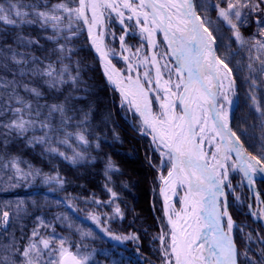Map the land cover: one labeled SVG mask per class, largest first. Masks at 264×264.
Here are the masks:
<instances>
[{"label":"snow or ice","instance_id":"obj_1","mask_svg":"<svg viewBox=\"0 0 264 264\" xmlns=\"http://www.w3.org/2000/svg\"><path fill=\"white\" fill-rule=\"evenodd\" d=\"M211 6L216 21L207 15L208 0H200L203 16L197 11L196 0H0V23L18 32L25 26H35L43 34L40 39L54 45L48 50L40 39L17 35L13 40L15 47H0V73H4L0 75V136L5 143L15 136L26 140L29 146L46 145V152L57 153L72 163L85 159L75 149L73 156L67 157L53 144L71 148L69 141L75 138L87 145L83 133L69 132L67 128L81 127L87 122L88 113L75 109L71 96L42 105L39 100L46 98L32 85L38 78L43 86L59 91L65 84L75 86L81 82L78 65L73 75L64 61L72 59L69 44L86 31L108 81L120 90L122 106L139 114L143 128L160 149L161 167H167V175L159 176V193L168 231L162 226L160 234L153 238L160 243L163 264H240L241 255L250 264H264V249L259 260H253L247 251H239L233 235L236 222L228 211L230 193L240 200L230 179V172H238L241 184H246L255 197L256 206L247 205L249 214L264 220V199L253 188L257 177L264 178V107L257 95L264 93V0H213ZM113 22L121 26L118 37L111 27ZM250 23L255 24L256 31L246 38L241 28ZM221 24L238 45L224 58L216 53L220 45L213 35V30L219 33ZM130 35L139 37V46L127 44L126 37ZM106 38L118 40L120 51L108 47ZM33 47L51 54L38 57L28 51ZM242 53L245 62L237 60L235 64L247 72L243 79L248 85L249 107L258 118V123L252 125L259 129L255 135L258 155L248 152L240 135L230 127L239 97L233 70L225 61ZM116 56L125 62L124 70L112 64ZM154 102L158 112L153 110ZM75 112L82 113L78 123L75 114L69 115ZM37 131L43 135L36 136ZM240 131L249 136L247 129ZM3 167L14 169L15 176L9 180H29L40 175L31 168L21 169L17 158ZM108 170H116L111 162ZM44 180L63 183L59 177ZM106 190L112 197L107 203L113 204L117 193ZM177 197L179 211L173 203ZM66 203L74 210V205ZM21 211L18 204L14 215L18 217ZM103 215L106 220L112 218ZM114 215L123 216L118 204ZM87 218L101 226L100 215L90 213ZM9 222V212L0 213V226L7 228ZM42 227L49 225L37 218L22 248L13 242L0 250V264H89L93 259L92 252L83 250L85 246L77 244L73 250L67 238L58 237L54 230L50 236L42 235ZM101 231L117 241H139L135 234L114 235L107 227H101ZM81 235L92 233L81 231ZM247 240L252 241L251 234ZM260 243L264 244V237Z\"/></svg>","mask_w":264,"mask_h":264},{"label":"trees","instance_id":"obj_2","mask_svg":"<svg viewBox=\"0 0 264 264\" xmlns=\"http://www.w3.org/2000/svg\"><path fill=\"white\" fill-rule=\"evenodd\" d=\"M25 2H29V0H25ZM57 2H60V0H49V3ZM212 2L213 1L210 2V0H208L207 15L211 20L216 21L217 16L211 6ZM196 4L197 8L200 10V14L203 16L205 13L204 10L200 8V0H196ZM211 27L213 26H210V28ZM255 31L256 26L254 23H250L248 26L241 28V32L246 38L251 37ZM213 34L217 37V45H220L218 47V53L221 58L228 55L230 51L235 52L237 50L238 47L235 48L237 44L231 39V32L226 26L221 24L219 33L213 30ZM17 35L40 39L43 34L35 26H25L18 32L16 29L0 23V47L5 44L15 47L16 45L13 43V40ZM221 37H223V44H221ZM40 43L48 50L54 47L53 44L43 39H40ZM224 45H230L231 47L229 49ZM69 47L73 49L72 59L71 61L65 60L64 63L69 64L73 75H76V66L78 65L79 80L81 82H78L75 86L70 83L65 84L59 91H55L43 86L40 79L37 78L32 86L38 87L44 94L46 99L39 100V103L42 105L45 103L52 104L62 102L65 97L68 96L74 97V99L70 101L71 105L75 109H82L83 112L88 113L87 122L81 127L92 140L95 139L97 141L98 146L90 142L93 151L92 159H87V162L84 161V163L71 164L55 153L52 154L47 152L43 158H40L37 153L39 154V152H41L42 154L46 152V145L29 146L26 140L15 136L8 139L5 143V138L0 136V200L2 201L3 198L13 199L14 197V199H32L33 197L45 199V204L38 202L37 205L31 207L29 203L28 210H26V205H24V208L22 206L21 208L23 211L19 213L18 217L14 215L17 210H14L13 207H9L11 211L10 222L7 228L0 226V240L5 239L7 243L11 240L10 244L19 240L20 243L24 245L26 237L30 236V228H32L33 223H35V218H40L42 220L48 218L49 221L53 222L56 228L63 227L66 232L74 229L75 223L78 222L80 224L85 221L91 225V228H89L91 232L94 233L91 239H87V247L96 252L94 256L98 259H103L105 262L115 260L116 264H124L123 262L126 264H162L163 258L159 251L160 243L158 240L153 239L161 232L159 219L162 217L160 206L161 199L158 194V174L153 165V162L157 161L158 156L149 145L148 136L139 133V131H137V129H135L120 113L118 108V93L106 82L99 61L89 46L86 31H81L79 36L69 44ZM28 51L33 52L34 55L41 58L51 54L50 51L45 52L34 47L28 49ZM52 60H55V56H52ZM237 60L244 63V54L242 53L240 56L230 57V60H226L233 70V75L236 80L237 96L239 97V107L234 108L231 117V126L237 135H240L245 148L250 153L258 155L259 153L256 151V148L259 147V142L255 139V135L259 133V129L252 127V125L258 123V118L256 113L249 107L250 101H248L245 96L248 85L244 82L243 77L247 75V72L241 71L236 66L235 61ZM88 64L91 65L90 69H88ZM57 67L59 66L57 65ZM0 75H4V73H0ZM82 91H84V93ZM21 94L23 95V93ZM257 95L258 98L262 100V107H264V93L258 92ZM26 99H31V97H26ZM33 103H36V101L33 100ZM73 114H75L76 117L75 122L78 123L82 118V113H69V115ZM105 115L108 116L106 117ZM105 118H107V121ZM241 129H247L249 136L245 137L241 135ZM38 133H40V131H37L35 135H41ZM111 133L115 136V140L111 143H108L109 141L107 140H99V137H105V135ZM31 135L30 133L29 136ZM120 140H124L121 147L118 145ZM127 140H131L135 145V156H128L127 153L123 152L127 150L126 147H123V145L127 144ZM253 145H255V147ZM120 148L123 151H119L121 150ZM13 158L19 160V167L23 169L31 168L34 170V168H40L45 172H55V170L59 171L60 168L62 171L61 173L64 174L68 181H66L64 187L52 193V198L48 197L49 201H47V204V196L43 191L41 192L40 190L31 188L21 190L20 187L22 185L20 184V187H18L19 192H17L13 189L19 185L10 188L7 182V180L9 181V177L15 174L14 169L10 167L5 169L3 167L4 164H7ZM108 159L117 167L116 170L108 171L110 175L108 176V181L104 183V181L99 180V178L101 175L102 178L106 176L104 162ZM131 161H138L144 170H135L133 165L136 163ZM45 167L53 171H47ZM123 167L128 168L130 172H132L131 169H133L141 176L142 181L139 187L140 195L143 194V189H145L147 193V195L143 197L145 201L144 207L139 203H137L136 208L134 207L136 211L134 216L141 221V224L131 223V215H133V213L131 212L130 206L123 201L124 195H132L135 200L140 197L139 193L134 195V192L130 193L129 189L126 188L128 186L127 176L124 174L125 169ZM145 170L148 173L147 176ZM97 171L98 176H96L97 173H95ZM84 172L87 173V179L84 181L86 186L79 187L76 185L77 181L75 180L79 177H84ZM88 174L92 176L90 177ZM11 183L14 184L13 181ZM258 183L259 187H261L259 189L264 199V181H258ZM107 185H113L115 191L120 195V199H116V201L120 203L119 206L122 205V217L114 215L113 204H107V202L112 199L111 195L106 191ZM106 195L107 200L103 201L102 199ZM117 197L119 198V196ZM93 201H100V203L97 204ZM66 202H70L74 205V210H70ZM53 209H56L58 214L60 213L58 217H61L62 220H58L57 218L53 219V216L51 218L50 214L53 215V213H55ZM0 210H2V212L4 210L1 204ZM90 213L100 215L101 223L104 225L101 224V226L98 227L93 221L88 219L87 217ZM232 213L236 218L242 216L246 217L252 224L257 225V227L261 229V225L251 220L250 216L242 212V210L232 207ZM103 214L112 218L106 220ZM64 217L67 219H63ZM22 219L25 220L24 223H22ZM23 225L24 228L20 230V227ZM101 227H107L114 235L127 236L129 234H135L139 237V241H117L101 231ZM19 232H22L21 238H19ZM62 234L65 233L62 232ZM235 240L241 252L244 243L243 237L239 232H235ZM15 244L17 245V243ZM72 245L73 250H75V244ZM260 245L261 248L264 249V244L260 243ZM240 260L243 262L242 258Z\"/></svg>","mask_w":264,"mask_h":264},{"label":"rangeland","instance_id":"obj_3","mask_svg":"<svg viewBox=\"0 0 264 264\" xmlns=\"http://www.w3.org/2000/svg\"><path fill=\"white\" fill-rule=\"evenodd\" d=\"M211 1H213V0H210V2ZM221 6H223V5H221ZM197 11L200 13V10L198 8H197ZM111 27L114 30L115 36L118 37L119 35L122 34L121 26L118 23L113 22L112 25H111ZM126 42L129 45L139 46V44H140V40H139V37L137 35H130V36L126 37ZM106 43L108 44V46L110 48L114 49L116 52H119L120 51V44H119V41L118 40H111V39H107L106 38ZM237 47H238V45H236L235 48H237ZM216 52L218 53V47L216 48ZM217 55H219V53ZM96 58L99 61L100 68H101V71L104 74V78H105L106 82L108 83V85L113 90H115L118 93V108H119L120 113L122 114V116L126 120H128V122L135 129H137V131H139V133L148 136V138H149L148 143L151 146L152 150L158 156L157 161L156 162H153L154 163L153 165H154V168H156V171H157V174H158L157 175V178H158V181H159V184H158L159 185L158 186V194H159V197L161 199L160 206H161V210H162V217H160L159 222H160V227L163 226L164 231L167 232L168 231V227L166 225V220H165V218L163 216V212H164L163 211V199H162V197H161V195L159 193V189L161 187V183H160V180H159V176H160L161 173L163 175H165L167 173V167L166 166L163 167V168L161 167L162 157L160 155V149L156 148V146L152 142L151 135L147 134L146 130L143 128V126L141 124V118H140L139 114L136 113L134 110L130 109L129 107H127V106H122V96H121L120 91L117 89V87H115L111 82L108 81L107 75H106V73L104 71V65H103L102 61L100 60L99 57L96 56ZM112 61L121 70H124L125 69V67H126L125 62L119 56H116L115 58H112ZM90 66L91 65L88 64V67H89L88 69H90ZM82 92L84 93V91H82ZM153 110L154 111H157V112L159 111L158 105L155 104V102L153 103ZM105 116L107 117L108 115H105ZM105 120L107 121V118H105ZM67 131H69V132H80V133H83V135L85 136V138L88 140V144L87 145H83L78 140H76L75 138H72L69 141V143L71 144V148H69L67 145L61 146V145L55 144V143L53 144V146L54 147H58L59 148V152L64 153V155L67 156V157H72L73 156L72 149H75L76 151L82 153L84 155L85 159L84 160L77 161L76 162L77 164L78 163H84V161H86L87 159H92L93 151L91 149L90 142L92 144L94 143V145H97V141L95 139L92 140L87 135V132L82 129V127L81 128L80 127H68L67 128ZM38 134L43 135L41 132L38 133ZM41 135H38V136H41ZM114 137H115L114 134L111 133V134L105 135V137L104 136L99 137V140L100 141L101 140H107V141H109L108 143H111L112 141L115 140ZM123 142H124V140L123 141L120 140V142L118 143V145L121 147V144H123ZM126 143L127 144L126 145H123V147H126L127 150H124L123 151L120 148L121 150H119V151H123V152L127 153L128 156H135L136 149H135V145L133 144V142L131 140H127ZM35 153H37V152H35ZM45 153H47V152H44L42 154H41V152H39V154L37 153V155L40 156V158H43L45 156ZM55 154H57V153H55ZM65 160L67 162L71 163V164H76V163H72L70 159H65ZM109 162H110L109 159L106 162H104V165L106 167V170H105L106 176H105V178H104V176L102 178V175L99 178V180L104 181V183L108 181L107 179H108V176L110 175V173L108 172L109 170H107V165L109 164ZM131 162L136 163V164L133 165L135 170H138V171L144 170L143 167H142V165L138 161H131ZM111 164L113 165V167H115L114 169H116L117 166L114 165L112 162H111ZM21 169H23V168H21ZM124 169H125V173L124 174L127 176V184H128V186L126 188L129 189V192L130 193L131 192H134V195L137 194V193H139V196L140 197L137 200H135L132 197V195L131 196L124 195L123 196V201L125 202V204L127 203L130 206L131 212L133 213V215H131V223H134V224L135 223L136 224H139L140 223L141 224V221L138 220V219H136L135 216H134L135 213H136L134 207L136 208L137 203L142 204L143 207H144L145 201H144V198L143 197L146 196L147 193H146L145 189H143V192H142L143 194L140 195V188L139 187H140V182L142 181L141 176L139 174H137L133 169H131L132 172H130L128 170V168H124ZM23 170L24 171H28L29 169H23ZM45 170L48 171L50 169L47 168V167H45ZM33 171H38L40 173V175L39 176H36L35 179H29V180H17V179H11L9 181L7 180L8 186L10 188H12L13 186L15 187L16 185H19V186H16L13 189V190H16L17 192H19L18 191V187H20V184L22 185L20 187L21 190H27V188H31V189H34V190L35 189L36 190H40L41 192L43 191V192H45L44 194L47 196V198H46V204H47V201H49V198H52V193L55 192L56 190L64 187V184L66 183V181H68V179H66V177L64 176V174L61 173L62 171L60 170V168H59V171L55 170V172H45V171H42L40 168H34ZM50 171H53V170H50ZM95 173H97L96 176H98V171L95 172ZM145 174H146V176L148 174L146 170H145ZM14 176H15V174H13L12 177H14ZM83 176L84 177H79L78 179L75 180V181H77L76 182V185L79 186V187H81V186L82 187H85L86 186V184H84V181H86V179H87V173L84 172L83 173ZM89 176L91 177L92 175L90 174ZM44 177H59L63 181V183L62 184H59V183H56L55 181H53L51 183H46L45 180H44ZM230 179H231L232 185L235 188V194L240 197V200L237 201L231 193L229 194V196H228V205H229L228 211L230 212L233 220L236 222V228L234 229V233L235 232H239L240 235L243 237L244 246L242 248L241 253L247 251L248 252V256H250L253 260H259L260 259L259 253H260L261 249H263V248H261V245H260V238L261 237H264V233H263L264 232V224L263 223H260V225H261V229H260V228L257 227V225L252 224L246 217L242 216L240 218H236L234 216V214L232 213V207H235V206H237L239 208H242L243 207V208H245L244 212L246 211L247 205H248V196H249V194H248V191H246L245 186L241 184V175H240V173H238V172H230ZM12 181L14 182V184L11 183ZM258 181H261V180H258ZM258 181H256V185H257L258 190L261 192V190L259 189L261 187H259ZM106 188L107 189H111L112 191L116 192L115 189H114V187H113V185H107ZM116 193H117V196H119V198H118V200H119L120 199V195H119L118 192H116ZM107 195L104 196V198L102 199L103 201L104 200L105 201L107 200ZM180 195H181V193H180ZM14 198L13 199L12 198H9V199L8 198L7 199L6 198H3L2 201L0 200V204L4 208L3 211H7V212H9V214H11L10 213L11 211H10L9 207H13L14 210H17V205L18 204H19L20 207L23 206V208H24V205H26V210L29 209V206H28L29 203H30L31 207L37 205L38 202L39 203H42V204H45V199L44 198H41V199L36 198V197H33L32 199H20V198L19 199H14ZM104 204H106V203H104ZM117 204L120 205V203L115 200V202L113 203L114 208H115V206ZM174 206H175V209L176 210L179 208V199H178V197L175 198ZM255 206H256V201H255ZM121 207H122V205L120 206V208ZM54 210H55V213H53V215L52 214H50V215H51V218L53 216L54 217L53 219H56L60 215V213L58 214V211H56V209H53V212H54ZM0 213H2V210H0ZM26 215H27V212H26ZM47 219L46 220L44 219L43 221H44V224L45 225H49V227H47V228H43L42 227L40 229L42 235H44V236H50L52 234L53 230H54L58 237H60V236L66 237L67 240L71 244H75V245L80 244V245H83V246H85L83 248L84 251L92 252L93 253V259L89 262V264H113V261H111V262H105L103 259H101V260L98 259L97 257L94 256L96 254V252L95 251H92L91 249H89V247H87V242H88L87 239H89V238L91 239L94 236V233L91 232V229H90L91 228L90 227L91 225H89V223H87V222L84 221V222H82V223L79 224L77 222L74 225V229H72L71 231L66 232V231H64L65 228H63V227L56 228V226L53 225V222L49 221V219L47 221ZM35 220L36 221H35V223H33L32 228H30L31 231H32V229L37 224V218H35ZM58 220H62V218L61 219H58ZM24 221L25 220L22 219V223H24ZM85 223H86V225H85ZM101 224H103V223H101ZM23 228H24V225L20 227V230H22ZM77 228H79L80 231H77ZM241 229H242V231H241ZM60 231H62L63 233H65L66 236H65V234H62V232H60ZM81 231H83V232H91L92 235L91 236H82L81 235ZM18 234L20 235L19 238H21L22 232H19ZM248 234H251V236H252V241L251 242H249L247 240ZM10 241L7 243V241L5 239L4 240H0V250H2L3 248L11 245L10 244ZM15 243H17V246L18 247L22 248L23 245L20 243L19 240H17ZM20 244H21V246H20ZM4 255H7V253L5 252ZM240 258H242V260H243L242 264H250V261L248 259H246L243 255H241ZM123 263L126 264L125 262H123ZM17 264H20V262L17 261ZM162 264H163V262H162Z\"/></svg>","mask_w":264,"mask_h":264},{"label":"water","instance_id":"obj_4","mask_svg":"<svg viewBox=\"0 0 264 264\" xmlns=\"http://www.w3.org/2000/svg\"><path fill=\"white\" fill-rule=\"evenodd\" d=\"M89 43H90V40H89ZM90 45H91V43H90ZM92 47V46H91ZM93 48V47H92ZM93 50H94V48H93ZM94 53L96 54V56H98V54L95 52V50H94ZM99 57V56H98ZM111 62H112V64L115 66V68L116 69H119V70H121L112 60H111ZM257 179H263L264 180V178H260V177H257ZM183 194V193H182ZM251 202H252V198H250V201H249V204H251ZM180 208H181V204H180ZM180 210V209H179ZM178 210V211H179ZM261 220V219H260ZM262 221V223L264 224V220H261ZM241 264V263H240Z\"/></svg>","mask_w":264,"mask_h":264},{"label":"bare ground","instance_id":"obj_5","mask_svg":"<svg viewBox=\"0 0 264 264\" xmlns=\"http://www.w3.org/2000/svg\"><path fill=\"white\" fill-rule=\"evenodd\" d=\"M89 46H90V48H91V50L93 51V53H94V50H93V48L91 47V45H90V43H89ZM109 47V46H108ZM95 54V53H94ZM115 86V85H114ZM116 87V86H115ZM117 89L119 90V88L117 87ZM120 91V90H119ZM230 125H231V123H230ZM231 127V126H230ZM244 146V145H243ZM167 175V173L165 174V176ZM255 184H256V182H255ZM255 190H256V192L259 194V191L255 188V187H253ZM252 194H253V192H252ZM175 202V198L173 199V203Z\"/></svg>","mask_w":264,"mask_h":264}]
</instances>
